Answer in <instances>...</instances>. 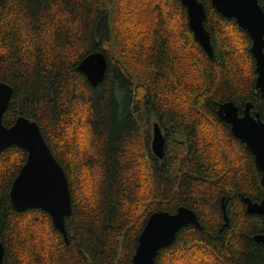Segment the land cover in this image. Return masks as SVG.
Segmentation results:
<instances>
[{"label":"trees","instance_id":"trees-1","mask_svg":"<svg viewBox=\"0 0 264 264\" xmlns=\"http://www.w3.org/2000/svg\"><path fill=\"white\" fill-rule=\"evenodd\" d=\"M199 1L214 58L181 0H163L164 11L149 0L154 21L131 41L123 24L129 0H0V80L14 89L3 122L10 127L24 116L39 124L73 203L67 244L47 212L12 205L28 153L18 146L0 153L4 264H131L151 214L181 206L202 227L183 228L156 264H264V243L254 239L264 233V216L248 213L244 202L264 200L262 174L218 114L220 103L233 101L242 113L252 101L264 119L253 40L212 0ZM114 29L126 32L119 58L110 51ZM95 52L105 54L108 68L93 86L79 65ZM81 114L87 149L76 132ZM155 123L166 138L163 159L152 148ZM222 141L230 152L220 153Z\"/></svg>","mask_w":264,"mask_h":264},{"label":"water","instance_id":"water-1","mask_svg":"<svg viewBox=\"0 0 264 264\" xmlns=\"http://www.w3.org/2000/svg\"><path fill=\"white\" fill-rule=\"evenodd\" d=\"M187 7L190 27L196 39L211 58L214 48L210 33L205 27L207 17L205 6L199 0H181ZM213 6L223 16L236 19L237 23L251 36V51L257 58V89L264 97V10L259 0H212ZM108 60L104 53L95 52L86 57L79 65L89 82L96 86L106 75ZM14 95V89L0 80V153L12 146H18L27 153V161L15 178L10 198L15 210L24 212L29 209H41L47 212L57 229L70 244L66 220L73 214L72 194L67 174L50 146L39 124L30 118L19 116L12 126L3 122ZM252 103H247L244 115L233 101L219 104V117L230 125L233 135L243 142L253 153L255 163L261 172V185L264 187V121L260 114H251ZM166 138L159 123L154 125L152 148L155 155L165 157ZM225 197L223 198V202ZM246 210L251 214L264 216V200L254 201L244 197ZM223 212L228 225L227 205L223 203ZM202 227L198 215L189 207L181 206L177 212L157 211L149 217L139 237L136 253L131 264H156L161 250L171 246L177 234L185 227ZM257 242L264 243V233L254 236ZM4 244L0 242V264L5 261Z\"/></svg>","mask_w":264,"mask_h":264},{"label":"rangeland","instance_id":"rangeland-1","mask_svg":"<svg viewBox=\"0 0 264 264\" xmlns=\"http://www.w3.org/2000/svg\"><path fill=\"white\" fill-rule=\"evenodd\" d=\"M116 1H123V0H116ZM148 1L149 0H129V2H128L127 11H126V15H125V21L123 24L126 23V26L128 27L129 41H131V39L134 37L145 36V34L147 32L148 24L145 28H142L140 25L154 21V13L150 12V10H152V9L150 8ZM157 2H160L161 7L164 11L163 0H157ZM140 14H144L142 16V21L136 22L137 17ZM178 21H180V20L178 19ZM178 21L175 19H172V24L174 26L178 27L180 24ZM121 36L126 37V32L123 29H120V30L114 29L113 30V40L111 43L110 51H111V54H113V56L116 58L121 57V54H122L121 49L123 47V42H121ZM190 53H191L190 54V61L192 62L193 66L195 68L196 65H198V60L195 59V57L192 55V52H190ZM122 59L124 61L128 60L127 58H122ZM197 74L195 75V77L198 76ZM86 129H87V126L82 127V114H81V124H80V127L78 128V130L76 132H77V136L79 137V140H80L79 142L81 144L82 149H84V148L87 149V146H89L91 143V139H89V138H91V136L86 134V132L88 131V130L86 131ZM71 133H72V131H71ZM206 133H207V130H206ZM153 135H154V132H153ZM220 145L222 148V151H220V153L230 152V146H229L228 142L222 141V142H220ZM194 264H196V263H194Z\"/></svg>","mask_w":264,"mask_h":264},{"label":"flooded vegetation","instance_id":"flooded-vegetation-1","mask_svg":"<svg viewBox=\"0 0 264 264\" xmlns=\"http://www.w3.org/2000/svg\"><path fill=\"white\" fill-rule=\"evenodd\" d=\"M261 1H263L264 2V0H259V4L261 5V7L263 8V10H264V7H263V5H262V3H261ZM213 5V4H212ZM216 9V8H215ZM217 10V9H216ZM218 11V10H217ZM262 51L264 52V48L262 49ZM255 59H256V61H257V58L255 57ZM258 73V72H257ZM258 75H259V73H258ZM257 79H258V76H257ZM256 84H257V81H256ZM256 88H257V86H256ZM257 91L260 93V91L257 89ZM261 94V93H260ZM261 97H262V99L264 100V97L262 96V94H261ZM247 103H252V105H253V107H252V109H251V114L253 115V116H256V113H259L260 114V112L256 109V106H255V104H253V102L252 101H249V102H247ZM236 105V104H235ZM247 105V104H246ZM237 106V105H236ZM238 107V106H237ZM239 108V107H238ZM245 108H246V106H245ZM244 111H245V109L242 111V113L240 112V108H239V114L242 116V115H244ZM260 118H261V114H260ZM262 119V118H261ZM262 121H264V119H262ZM244 144V143H243Z\"/></svg>","mask_w":264,"mask_h":264}]
</instances>
